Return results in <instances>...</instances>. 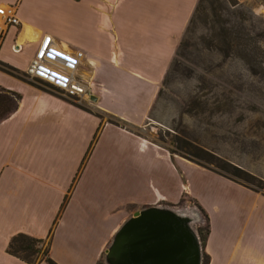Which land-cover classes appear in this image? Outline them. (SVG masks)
Returning <instances> with one entry per match:
<instances>
[{"label": "crops", "instance_id": "obj_1", "mask_svg": "<svg viewBox=\"0 0 264 264\" xmlns=\"http://www.w3.org/2000/svg\"><path fill=\"white\" fill-rule=\"evenodd\" d=\"M198 2L0 0V8L18 20L6 26L0 17V62L13 70L0 69V89L20 96L16 112L0 123V264H26L7 253L17 235L44 240L56 264H98L134 212L161 202L176 205L184 195L195 200L190 176L198 173L217 189L219 218L226 219L229 211L223 210L231 206L245 239L233 242L228 231L224 242L208 217L210 232L201 247L208 264H264V194L137 133ZM47 36L59 50L82 53L76 76L88 92L75 98H88L87 109L24 80ZM97 110L109 121L101 125ZM45 260L40 256L35 264Z\"/></svg>", "mask_w": 264, "mask_h": 264}, {"label": "rangeland", "instance_id": "obj_2", "mask_svg": "<svg viewBox=\"0 0 264 264\" xmlns=\"http://www.w3.org/2000/svg\"><path fill=\"white\" fill-rule=\"evenodd\" d=\"M201 9L195 23L189 26L188 47L180 51L178 67L164 79L163 94L137 133L175 152V157L191 152L202 166L199 168L230 178L226 168L238 169L255 179L256 185L250 187L264 194V0H205ZM23 78L83 109L89 106L88 98L83 102L51 89L49 84L43 85L47 83L41 80ZM95 113L101 125L110 119L98 110ZM190 179L197 194L194 193L195 200L206 211L210 223L212 216L214 230L223 233L224 242L229 231L232 241L239 243L243 228L240 218L233 219L235 210L227 206L223 212L229 211L228 216L219 218L220 210L213 201L217 189L210 178L198 173ZM174 189L168 190L172 198ZM201 196L204 204L200 203ZM182 198L176 199V205H155L190 218L195 233L198 227L205 228L206 220L192 199L185 195ZM213 242L219 241L214 238ZM98 264H106L105 252Z\"/></svg>", "mask_w": 264, "mask_h": 264}, {"label": "water", "instance_id": "obj_3", "mask_svg": "<svg viewBox=\"0 0 264 264\" xmlns=\"http://www.w3.org/2000/svg\"><path fill=\"white\" fill-rule=\"evenodd\" d=\"M190 224V218L159 206L136 211L114 234L105 262L202 264V249Z\"/></svg>", "mask_w": 264, "mask_h": 264}, {"label": "trees", "instance_id": "obj_4", "mask_svg": "<svg viewBox=\"0 0 264 264\" xmlns=\"http://www.w3.org/2000/svg\"><path fill=\"white\" fill-rule=\"evenodd\" d=\"M204 1L205 0H199L197 7L195 9V12L193 14V17L190 21L189 26L193 25V23H195L196 18H198V14L202 11L201 4ZM189 26L185 32V35H184L185 38L183 40H181V42L177 48L175 57H174L171 65L167 71V74L165 76V80L178 67L179 62H178L177 58L181 56L180 51L184 50L188 47V39H186V36H187L189 29H190ZM0 69L2 71H6L7 73H10L9 71H13L12 68H10L9 66H7L1 62H0ZM43 85L49 86L48 84L47 85L43 84ZM35 87L42 90V91H46L45 89H42L39 86L35 85ZM49 87L51 89H55L52 86H49ZM163 87H164V85L162 86V89L159 91L158 98L163 94V89H164ZM19 101H20V96L17 93L0 89V123L2 121L6 120L8 117H10L13 113L16 112V110L18 108ZM167 151H169V150H167ZM170 153L175 154V152H170ZM184 155L185 156H181V157L192 162V163H194V164H196V165H199L197 162H195L194 157H196V156L194 154H192L191 152H184ZM199 166H201V165H199ZM229 169L230 168L227 167L226 171L228 173H230L232 175V177H234V178H232V177L230 178L229 176H226V175L221 174V173H217V172H215V173H217V174H219V175H221V176H223V177H225V178H227L233 182L241 184L244 187H247V188H249L255 192H258L257 190H255V188L250 187L251 185H256L255 179H253L251 176L241 172L238 169L232 168L233 171H231ZM235 179H239L246 184L238 182ZM183 198L181 200H183ZM192 202L195 204V206L198 208L199 212L202 214V216L206 220V224H207L206 227L205 228L198 227L196 230L197 237L199 238L201 246L204 248V245L206 243L207 237H208L209 232H210L208 216H206L205 212L203 211V209L201 208V206L199 205V203L196 200L192 199ZM43 245H44V240L35 239V238L29 237L26 235H17L11 239V241L8 245V248H7V253L13 257L20 259L21 261L25 262L26 264H35L38 261V259H40V256L42 257V259L43 258L46 259L45 261L47 264H56L50 258H48V255H47L48 254V247L45 248V250H44ZM208 263H209V258L203 252L202 253V264H208Z\"/></svg>", "mask_w": 264, "mask_h": 264}, {"label": "built area", "instance_id": "obj_5", "mask_svg": "<svg viewBox=\"0 0 264 264\" xmlns=\"http://www.w3.org/2000/svg\"><path fill=\"white\" fill-rule=\"evenodd\" d=\"M4 25H18V20L10 10L0 8ZM0 25V34H1ZM82 53L72 54L52 45V38L44 37L26 71V77L38 79L61 90L70 98L87 94L88 85L76 76Z\"/></svg>", "mask_w": 264, "mask_h": 264}]
</instances>
